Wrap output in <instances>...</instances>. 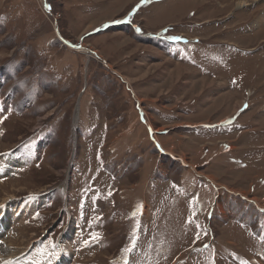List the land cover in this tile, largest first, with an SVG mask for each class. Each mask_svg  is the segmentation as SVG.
<instances>
[{"label":"rangeland","instance_id":"374dc122","mask_svg":"<svg viewBox=\"0 0 264 264\" xmlns=\"http://www.w3.org/2000/svg\"><path fill=\"white\" fill-rule=\"evenodd\" d=\"M8 158L20 264H264V0H0Z\"/></svg>","mask_w":264,"mask_h":264},{"label":"bare ground","instance_id":"6f19581e","mask_svg":"<svg viewBox=\"0 0 264 264\" xmlns=\"http://www.w3.org/2000/svg\"><path fill=\"white\" fill-rule=\"evenodd\" d=\"M244 5L245 4H241L239 6V10H240V8L242 9V7ZM245 6H247V5H245ZM240 13L238 15L240 18H242L240 16ZM84 53H86L90 57L93 56V53H90L88 51H84ZM236 112H237V109H236ZM76 121L78 122V118H76ZM0 166L5 167L7 170H10V169L14 168V163H13V160L11 158H8L6 160L5 159L0 160ZM0 176H2L1 170H0ZM3 203L4 202L0 203V205H2ZM7 203L8 204L5 203L6 207L3 206V208H2V206H0V217L1 216L4 217L3 229L4 230L6 229L7 231H9V230L13 231L14 230L13 227H15L16 225H20L19 223L21 222V220L23 218H26L27 216L31 215L35 206L33 205L34 204L33 203V204H29V205L23 204V205H20L17 207L16 205L12 206L11 203H9V202H7ZM1 226L2 225H0V229H1ZM11 233L12 234H10V236L7 238L8 239L7 244H10L9 246L6 245L5 241L0 243V264H20L18 262L20 261L22 255L20 256L19 253H15L14 251H12V252L10 251L11 250L10 248H12L14 246V245H12V243H13V239H12L13 232H11ZM1 235H2V233H0V236ZM65 242H68L67 239L65 240ZM70 255H71L70 253L66 254V252H65V255H64L62 261L59 262L58 264H68V262H70V261L67 260V257H69Z\"/></svg>","mask_w":264,"mask_h":264},{"label":"snow or ice","instance_id":"6c2138e0","mask_svg":"<svg viewBox=\"0 0 264 264\" xmlns=\"http://www.w3.org/2000/svg\"><path fill=\"white\" fill-rule=\"evenodd\" d=\"M175 39H179V38H175ZM93 239H99V235L98 234H94L93 235ZM135 247V245H133V248ZM125 252H129L130 250L129 249H125L124 250ZM58 255V254H57ZM124 264H128V261L125 260Z\"/></svg>","mask_w":264,"mask_h":264}]
</instances>
